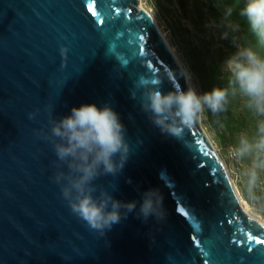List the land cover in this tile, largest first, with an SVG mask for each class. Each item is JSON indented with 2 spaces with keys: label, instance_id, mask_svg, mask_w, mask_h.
Listing matches in <instances>:
<instances>
[{
  "label": "water",
  "instance_id": "water-1",
  "mask_svg": "<svg viewBox=\"0 0 264 264\" xmlns=\"http://www.w3.org/2000/svg\"><path fill=\"white\" fill-rule=\"evenodd\" d=\"M141 77L164 92L190 87L140 0H0V264H264V225L242 208L200 120L182 138L162 133L131 96ZM83 104H108L130 145L123 170L95 181L136 202L105 236L70 211L37 135L50 108L59 119ZM149 189L162 220L138 218Z\"/></svg>",
  "mask_w": 264,
  "mask_h": 264
},
{
  "label": "clouds",
  "instance_id": "clouds-1",
  "mask_svg": "<svg viewBox=\"0 0 264 264\" xmlns=\"http://www.w3.org/2000/svg\"><path fill=\"white\" fill-rule=\"evenodd\" d=\"M233 11V7H227L221 21L226 29L223 38L232 34L236 49L222 64L226 86L213 87L203 93L192 86L187 90L177 88L164 92L158 82L141 77L131 90V96L136 99L139 94L141 109L150 121L162 133L178 139L206 112L218 116L228 110L232 99L239 98L254 118V127L251 132L238 134L232 154L250 159L245 174L251 189L264 173V0H246L239 10V16L247 24L243 37L236 35L241 26L231 19ZM60 51L66 56L67 48L61 47ZM53 111L49 109L48 130L37 132L52 145L57 157L53 180L60 186L70 211L91 230L105 236L106 230H111L136 210L135 201L117 200L108 188L95 183L101 176L115 177L123 170L130 154L126 129L108 104L73 107L69 115L59 119L53 117ZM34 117L35 113H29V119ZM162 202L157 189L145 191L138 218L164 219Z\"/></svg>",
  "mask_w": 264,
  "mask_h": 264
},
{
  "label": "rangeland",
  "instance_id": "rangeland-1",
  "mask_svg": "<svg viewBox=\"0 0 264 264\" xmlns=\"http://www.w3.org/2000/svg\"><path fill=\"white\" fill-rule=\"evenodd\" d=\"M245 2L246 0H140V5L156 22L184 70L188 85L195 87L198 93H203L213 87L226 86L222 64L236 49L232 43V34L227 39L223 38L226 29L221 21L225 9L233 7L231 19L241 26L236 35L245 36L247 24L239 16V10ZM200 123L238 193L240 202L254 218L264 223V173L258 184L250 189L245 174L250 166V159H240L232 154L238 134L253 130L254 118L244 108L241 100L234 98L225 113L214 116L208 111L201 117Z\"/></svg>",
  "mask_w": 264,
  "mask_h": 264
},
{
  "label": "bare ground",
  "instance_id": "bare-ground-1",
  "mask_svg": "<svg viewBox=\"0 0 264 264\" xmlns=\"http://www.w3.org/2000/svg\"><path fill=\"white\" fill-rule=\"evenodd\" d=\"M141 7H142V5H140ZM143 8V7H142ZM144 9V8H143ZM145 10V9H144ZM146 11V10H145ZM148 12V11H147ZM241 206H242V208L244 209V211L248 214V215H250L251 217H253L247 210H246V208H244V206L242 205V202H241ZM254 218V217H253ZM256 219V218H255ZM256 220H258V219H256ZM258 221H260V220H258ZM261 222V221H260ZM263 225H264V223L263 222H261Z\"/></svg>",
  "mask_w": 264,
  "mask_h": 264
},
{
  "label": "snow or ice",
  "instance_id": "snow-or-ice-1",
  "mask_svg": "<svg viewBox=\"0 0 264 264\" xmlns=\"http://www.w3.org/2000/svg\"><path fill=\"white\" fill-rule=\"evenodd\" d=\"M90 11H92V9H89ZM95 14V13H94ZM258 243H264V240H258Z\"/></svg>",
  "mask_w": 264,
  "mask_h": 264
},
{
  "label": "trees",
  "instance_id": "trees-1",
  "mask_svg": "<svg viewBox=\"0 0 264 264\" xmlns=\"http://www.w3.org/2000/svg\"><path fill=\"white\" fill-rule=\"evenodd\" d=\"M207 1L209 2L210 0H207ZM213 11L217 12L215 9H213ZM262 214L264 215V208H263Z\"/></svg>",
  "mask_w": 264,
  "mask_h": 264
}]
</instances>
